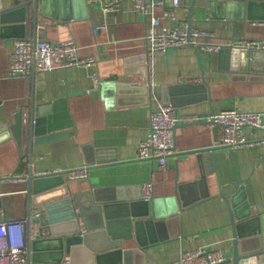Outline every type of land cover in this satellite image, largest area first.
Returning a JSON list of instances; mask_svg holds the SVG:
<instances>
[{"label":"crops","instance_id":"0c3cea01","mask_svg":"<svg viewBox=\"0 0 264 264\" xmlns=\"http://www.w3.org/2000/svg\"><path fill=\"white\" fill-rule=\"evenodd\" d=\"M19 1L32 0H0L3 7ZM192 1L182 0L174 9L175 18L162 17L161 24L173 27L186 21ZM108 2L112 7L104 9ZM230 2L194 4L191 26L211 30L221 41L264 39V0ZM44 8L46 14L39 7L36 38H43L45 30L50 42L72 36L79 55L92 56L96 63L36 72L35 79L31 74L8 75V54L18 37L14 35L23 32L33 39V3L8 12L7 21L0 25V221L28 219L31 212L35 238L28 234V226L25 230L26 243L28 236L31 241L30 249L26 247L30 264L69 259L60 251L58 235L52 233L60 224L69 226L64 212L43 224L38 216L42 205L29 209L30 169L36 176L61 170L70 193L80 194L83 205L88 207L90 197L94 204L104 205L118 235L124 233L130 216L144 221L136 232L145 245L140 260L145 264H176L183 251L198 247H217L226 259L231 258L233 229L225 198L234 200L238 215L264 214V144L219 145L222 127L210 120V112L258 111L264 123V54L258 53L241 69L245 63L229 50H200L197 56L195 47L183 46L149 53L144 39L148 18L134 0H50ZM154 11L161 15L162 7L157 5ZM99 24L105 25L94 32ZM94 73L101 82L98 86L93 84ZM202 76L212 102L202 98L204 92L196 85ZM176 89L180 93L175 106L179 114L175 151L164 167L156 159H137L150 110L163 103L165 94L170 96L168 90ZM32 104L47 108V133L67 134L46 142L30 141L25 120ZM245 135L259 140L264 127L247 126ZM200 150H208V160L198 156ZM84 165L89 166L88 178L65 177L66 170ZM149 180L153 197L144 200L140 188ZM178 189L187 203L209 197L174 212ZM247 228H262L263 234L264 216L259 222H248Z\"/></svg>","mask_w":264,"mask_h":264},{"label":"built area","instance_id":"2783aa9c","mask_svg":"<svg viewBox=\"0 0 264 264\" xmlns=\"http://www.w3.org/2000/svg\"><path fill=\"white\" fill-rule=\"evenodd\" d=\"M118 1V0H115ZM182 0H134V3L145 17L148 18L147 30L144 39L147 42L149 53L156 51L165 52L174 47L193 45L199 51H219L223 48L240 49H264V39L260 40H235L221 41L215 38L211 30H203L189 26L187 21L180 22L173 27L162 25V17L175 18L174 9L180 6ZM187 1V0H185ZM161 6V15L154 11L155 6ZM104 9L112 7V2L105 3ZM105 24L94 27V32L100 30ZM12 50L8 54V75H29L33 72H45L53 68H66L70 65L95 64L92 56H80L78 44L72 36L61 41L53 42L44 38L30 39L28 37H16ZM94 86L100 85L99 77L92 74ZM210 120L222 127L219 145L225 147H242L254 142L264 144L263 138L256 140L245 135L247 126L254 129H263L262 112L240 111L235 108L221 109L210 115ZM179 121L177 108L170 103H161L157 108L150 110L148 131L141 138L137 147V159H156L160 166L166 165V158L175 151L174 132L175 125ZM55 172H61L56 170ZM89 166L72 167L65 171L67 179L88 178ZM152 181H145L140 188V197L144 200L151 199ZM34 214H37L34 211ZM77 216L78 231L81 235L86 230L83 217ZM35 238L34 220L6 219L0 221V264H30L26 256V235ZM226 259L220 248L198 247L194 250L183 251L176 264H223ZM54 264V263H48ZM58 264H71L69 259H62Z\"/></svg>","mask_w":264,"mask_h":264},{"label":"water","instance_id":"95a60500","mask_svg":"<svg viewBox=\"0 0 264 264\" xmlns=\"http://www.w3.org/2000/svg\"><path fill=\"white\" fill-rule=\"evenodd\" d=\"M50 0H32V1H19L12 6L3 7L0 2V25L5 23V17L10 11L16 10V8H22L26 3H33L34 8V35L33 40L36 38V32L38 28V11L39 7L43 9L42 13L46 14L44 7L46 3ZM219 0H203L199 2L193 0L189 7V15L187 16V22L189 26L191 25V13L193 5H202L207 7L212 5ZM229 3L230 2L229 0ZM52 16V15H51ZM50 17V15H49ZM22 21V19H21ZM22 26V23L20 25ZM4 27V26H3ZM0 28H2L0 26ZM23 29V28H22ZM23 31V30H22ZM46 32V30H45ZM45 32L43 38L45 39ZM15 37H23V32H18L14 35ZM189 47L193 46L188 45ZM194 47V46H193ZM196 54L199 56L200 51L195 47ZM229 50L230 54L233 57H238L247 63L248 60H254L258 53L264 54V49H240V48H223L219 50ZM246 63L242 66L241 69L246 68ZM43 73V72H40ZM36 72L31 73V77L35 79V76H38ZM103 81V79H102ZM204 93L203 99L212 102L210 96V90L208 83L205 80V77L202 76L201 83L196 84ZM143 87L147 88L146 85ZM164 88V87H162ZM208 92L207 94L205 93ZM167 91V90H166ZM170 96L165 94L163 97V103H170L174 108L178 102V94L180 91L177 89L175 92L168 90ZM46 107L44 106H35L32 104L29 109L28 119L25 121L28 122L27 129L29 130L30 141L37 143V141H50L55 138H61L67 134V132H54L47 133V130L44 126L45 124V114ZM211 114L213 112H210ZM20 115V113H19ZM18 115V116H19ZM22 119V118H21ZM178 123H176L177 125ZM175 125V128H176ZM197 154L200 158L203 157L204 160H208V150L197 151ZM31 157V154H30ZM92 162V161H90ZM203 177V174L201 175ZM28 200H29V209L33 205H42V209L39 211V217L42 219L43 224L52 223L56 220V214L58 212H64L63 220L68 222V227H63L59 225V228L52 233L58 235L60 240V251L69 255V260L71 264H145L141 262L143 259L145 245L137 236L138 227L144 223V221L134 220L131 216L128 218V224L125 228L124 233L119 234L114 232L111 223L108 221V215L104 212V205L94 204L92 198L88 197V207L83 205L80 202V194L70 193L69 185L63 176L62 172L55 174H38L33 175L32 169H30L28 175ZM179 188V187H178ZM177 190L176 196V207L174 212L182 210L183 208L193 205L195 202L204 200L209 196H202L201 198L195 199L193 202H185L182 200V196L178 193ZM86 193L84 195H89ZM228 202V210L230 212V226L233 229V253L232 257L224 261L231 262L233 264H255L256 261L264 260V233L260 234L261 229H249L247 228V223L252 221H260L263 215L249 216L250 213L246 215H238L235 213V202L233 199L225 198ZM31 210V209H30ZM170 213L172 211H169ZM81 214L86 220V230L83 235L78 231V221L77 214ZM173 216V213H171ZM247 216V217H246ZM28 220L31 219V212L27 214ZM156 217V216H154ZM159 217V216H158ZM247 218H250V220ZM153 219V218H152ZM237 219V220H236ZM258 227V226H257ZM249 229V230H248ZM28 230V228H27ZM31 246V241L29 236L27 238L26 247L29 250ZM28 261H29V257ZM61 260V259H60Z\"/></svg>","mask_w":264,"mask_h":264}]
</instances>
